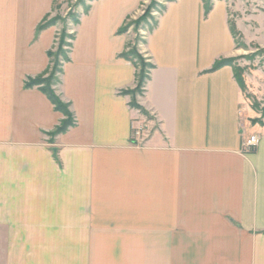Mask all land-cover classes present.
<instances>
[{"label": "crops", "instance_id": "0c3cea01", "mask_svg": "<svg viewBox=\"0 0 264 264\" xmlns=\"http://www.w3.org/2000/svg\"><path fill=\"white\" fill-rule=\"evenodd\" d=\"M58 1L0 0V264H264V127L243 123L233 68L214 69L235 49L226 6L175 0L142 31L146 120L119 33L144 0L94 1L57 91L75 124L52 135L64 115L25 83L50 68L57 30L38 28Z\"/></svg>", "mask_w": 264, "mask_h": 264}, {"label": "rangeland", "instance_id": "374dc122", "mask_svg": "<svg viewBox=\"0 0 264 264\" xmlns=\"http://www.w3.org/2000/svg\"><path fill=\"white\" fill-rule=\"evenodd\" d=\"M94 1L96 0H59L56 3L53 13L48 18V21L57 20V24L52 26L57 30L55 45L52 50L56 62H62L65 54H68L71 46H73L76 28L79 25H76L75 19L79 18L81 21L82 15L87 14L85 13L86 9L88 7L91 9ZM207 1L213 2V4L222 3L227 9L229 25L235 41V49L224 60L230 62L242 90L244 99L243 123L250 130L264 127V0ZM165 3L166 0H144L140 5L138 14L129 20L135 21L147 15H150L152 19H156L159 16L158 6H162ZM152 23V20L149 19V24ZM144 25L145 23L139 29L133 26L128 32L133 34L132 47L135 46L136 41H139L137 44L139 54L146 60L147 57L142 53L143 43L141 41L146 35L144 33L141 34L142 31H145L142 27ZM53 66L54 64L50 68L52 69ZM51 69L49 73H51ZM139 97L140 94L132 96V101L140 107L138 103ZM138 110L143 115V118L148 120L147 113L141 107ZM66 118L64 115V119ZM135 234L136 240H141L140 242H142V232H135ZM158 241V232H151V258H158L159 253L162 252V248H158ZM163 249L165 251L166 248ZM141 251L142 247L137 245L135 247V255L141 253ZM184 254L186 255L187 253L184 251ZM100 264L128 263L122 258H116L113 262L103 261Z\"/></svg>", "mask_w": 264, "mask_h": 264}, {"label": "trees", "instance_id": "16d2710c", "mask_svg": "<svg viewBox=\"0 0 264 264\" xmlns=\"http://www.w3.org/2000/svg\"><path fill=\"white\" fill-rule=\"evenodd\" d=\"M173 1H175V0H166V3L173 2ZM203 2L205 5L206 12L209 13L213 9V2H209L207 0H203ZM166 3L162 6H158V9H159L158 14L159 15H161L165 11ZM89 10H90V7H88L86 9L85 13H88ZM158 17L156 19L155 18L152 19L150 15H147V16L141 17L135 21L128 20L130 22L127 23L128 22L127 21L124 24V26L120 29L119 33L120 34L127 33L128 30L133 26H136L139 29V27L143 23H145V25L142 26L143 29H145L146 32H151L158 25ZM48 18H46L45 21L39 26L38 34L40 32H42V31H44V30H46V29L57 24V20L48 21ZM149 19L152 20V22H153L152 24H149ZM75 23H76V25H78L80 23V19L79 18L75 19ZM141 41L143 44L146 43L144 37H143V40H141ZM138 43H139V41H136V44L134 47H132V44H129L127 50L122 54V57L133 62L134 65L136 66L137 70H138L137 78H136L137 79V85H136L135 90H129L126 92L127 94H129L131 96H136L137 94L142 95L144 93V90L146 88L148 80L150 79V71L153 69V65L149 62V60H147V59L145 60L139 54V51L137 48ZM71 48H72V46H71ZM69 54H70V51L68 54H65L64 60L62 62H56V60H54L55 55H54L53 51H50L48 53V56L50 58V63H51L50 65L52 66L54 64L53 68L52 69L49 68V70L42 76H39L37 78H29L25 83L26 88L39 87L41 89V91L44 94H46L48 96V98L50 99V101L54 104L56 111L62 113L63 115H65L67 117L66 119L61 121L60 125L56 128V130L54 131V133L52 135H59L61 133H64L65 131H67L70 127L74 126V124H75L74 117H73V115L69 109V105L64 103L61 100V98L59 97V95L57 94L58 88L61 85V75L63 73V65H64V63H67L70 60ZM225 66H231V64L229 61H226L223 59V60L218 61L216 63L214 69L218 70V69L225 67ZM50 69H51V73H49ZM45 75H47V77H45ZM238 83H239V81H238ZM131 106L133 108L140 109V107L134 101L131 102Z\"/></svg>", "mask_w": 264, "mask_h": 264}, {"label": "built area", "instance_id": "2783aa9c", "mask_svg": "<svg viewBox=\"0 0 264 264\" xmlns=\"http://www.w3.org/2000/svg\"><path fill=\"white\" fill-rule=\"evenodd\" d=\"M142 139H143V129L141 127L134 126L132 130V141L137 143ZM259 142H260V138L258 135H251L243 141L242 149L244 152L250 153L257 147Z\"/></svg>", "mask_w": 264, "mask_h": 264}]
</instances>
